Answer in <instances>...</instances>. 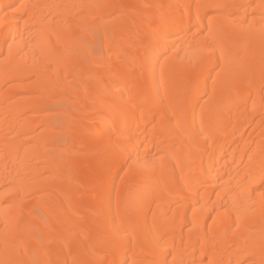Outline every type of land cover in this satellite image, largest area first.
Masks as SVG:
<instances>
[{
  "label": "bare ground",
  "instance_id": "bare-ground-1",
  "mask_svg": "<svg viewBox=\"0 0 264 264\" xmlns=\"http://www.w3.org/2000/svg\"><path fill=\"white\" fill-rule=\"evenodd\" d=\"M264 264V0H0V264Z\"/></svg>",
  "mask_w": 264,
  "mask_h": 264
},
{
  "label": "snow or ice",
  "instance_id": "snow-or-ice-1",
  "mask_svg": "<svg viewBox=\"0 0 264 264\" xmlns=\"http://www.w3.org/2000/svg\"><path fill=\"white\" fill-rule=\"evenodd\" d=\"M100 264H103V262H100Z\"/></svg>",
  "mask_w": 264,
  "mask_h": 264
}]
</instances>
